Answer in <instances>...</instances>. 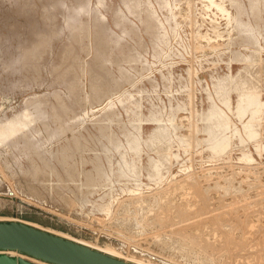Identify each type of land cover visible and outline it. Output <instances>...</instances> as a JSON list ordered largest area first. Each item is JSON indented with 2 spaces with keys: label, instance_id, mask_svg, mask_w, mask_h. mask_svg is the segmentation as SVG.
<instances>
[{
  "label": "rangeland",
  "instance_id": "rangeland-1",
  "mask_svg": "<svg viewBox=\"0 0 264 264\" xmlns=\"http://www.w3.org/2000/svg\"><path fill=\"white\" fill-rule=\"evenodd\" d=\"M248 2L0 0V220L137 264H264V108L253 139L235 112L264 103Z\"/></svg>",
  "mask_w": 264,
  "mask_h": 264
},
{
  "label": "water",
  "instance_id": "water-1",
  "mask_svg": "<svg viewBox=\"0 0 264 264\" xmlns=\"http://www.w3.org/2000/svg\"><path fill=\"white\" fill-rule=\"evenodd\" d=\"M0 251H17L51 264H133L20 222L0 221ZM22 260L17 259L21 264Z\"/></svg>",
  "mask_w": 264,
  "mask_h": 264
},
{
  "label": "bare ground",
  "instance_id": "bare-ground-1",
  "mask_svg": "<svg viewBox=\"0 0 264 264\" xmlns=\"http://www.w3.org/2000/svg\"><path fill=\"white\" fill-rule=\"evenodd\" d=\"M17 1V0H16ZM131 1V0H130ZM155 1V0H154ZM233 2L234 1H237V0H232ZM249 0H247V2H248ZM78 2V1H77ZM129 2V1H128ZM251 2H252V4H251V6L253 7V9H256V8H258V5H260V4H264V0H251ZM250 2V3H251ZM235 3H237V2H235ZM243 3V2H242ZM249 3V2H248ZM62 4H64V3H62ZM165 5V4H164ZM233 5V4H232ZM250 5V4H249ZM62 6V5H61ZM65 6V5H64ZM127 6H130V5H128L127 4ZM162 6V5H161ZM248 6V5H247ZM257 6V7H256ZM52 7V6H51ZM81 7V6H80ZM89 7V6H88ZM252 7H251V9H252ZM263 7V6H262ZM72 8H74V7H72ZM130 8V7H129ZM242 8V7H241ZM240 8V9H241ZM98 9V8H97ZM249 9V8H248ZM251 9H249V10H251ZM252 9V10H253ZM74 10V9H73ZM76 10L77 9H75V12H76ZM80 10V9H79ZM79 10H77L78 12H79ZM241 10H243V9H241ZM256 10H258L259 11V9H256ZM224 11V10H223ZM245 11H246V9H245ZM46 12V11H45ZM71 12V11H70ZM81 12V11H80ZM99 12V11H98ZM240 12V11H239ZM238 12V13H239ZM257 12V11H256ZM131 13V12H130ZM161 13V12H160ZM237 13V12H236ZM238 13H237V16H238V18H240L239 17V15H238ZM247 13V12H246ZM259 13V12H258ZM76 14H77V12H76ZM75 14V15H76ZM157 14V13H156ZM223 14V13H222ZM256 15H257V13H256ZM102 17V16H101ZM236 17V16H235ZM89 18V17H88ZM138 18V17H137ZM153 18V17H152ZM237 18V19H238ZM96 19H97V17H96ZM100 19V18H99ZM101 20H103V19H101ZM238 21H240V19H238ZM89 22V21H88ZM117 22V21H116ZM237 22V21H236ZM242 22V21H241ZM240 22V23H241ZM239 23V22H238ZM117 24V23H116ZM123 26V25H122ZM238 26V25H237ZM240 26H242V27H244V28H246L245 30H248V28H247V24H243L242 25V23L240 24ZM256 26H258V25H256ZM259 27V26H258ZM82 28V27H81ZM105 28V27H104ZM243 28V29H244ZM257 28V27H256ZM260 28V27H259ZM258 28V29H259ZM34 29V28H33ZM158 29V28H157ZM241 29V28H240ZM262 29H264L263 27H262ZM82 30V29H81ZM106 30V29H105ZM108 30H109V27H108ZM107 30V31H108ZM78 30H76V32H77ZM249 31H250V29H249ZM79 32H80V30H79ZM97 32V31H96ZM242 32V31H241ZM247 32V31H246ZM257 32H259V30L257 31ZM74 33H75V31H74ZM99 33V32H98ZM157 33V32H156ZM249 33V32H248ZM77 33H75L74 35H76ZM122 34V33H121ZM244 34V33H243ZM41 35V34H40ZM73 35V34H72ZM78 35V34H77ZM83 35V34H82ZM115 35V34H114ZM253 35V34H252ZM258 35V34H257ZM51 36V35H50ZM96 36V35H95ZM124 36V35H123ZM80 37V36H79ZM98 37V36H97ZM115 37V36H114ZM251 37V36H250ZM254 37V36H253ZM252 37V38H253ZM256 37V36H255ZM255 37H254V39H255ZM89 38V37H88ZM120 38V37H119ZM118 37L116 38V39H119ZM257 38V37H256ZM120 40V39H119ZM118 40V41H119ZM95 41V40H94ZM101 41V40H100ZM169 41V40H168ZM155 42V41H154ZM95 43V42H94ZM97 44V43H96ZM157 44V43H156ZM102 45V44H101ZM35 47V46H34ZM37 47V46H36ZM99 48V47H98ZM102 50H104V49H102ZM68 51V50H67ZM105 51V50H104ZM39 53V52H38ZM37 53V54H38ZM69 53V52H68ZM31 54V53H30ZM36 54V55H37ZM24 55V54H23ZM22 55V56H23ZM66 56V55H65ZM24 57V56H23ZM22 57V58H23ZM35 57H37V56H34V58ZM67 57V56H66ZM97 57V56H96ZM20 58V57H19ZM32 58V57H31ZM34 58H32V59H34ZM38 58V57H37ZM36 58V59H37ZM69 57H67V59H68ZM130 58V57H129ZM21 59V58H20ZM17 60V59H16ZM23 60V59H22ZM138 60V59H137ZM24 61H25V59H24ZM23 61V62H24ZM33 61V60H32ZM65 61H66V58H65ZM126 61V60H125ZM72 62V61H71ZM34 65V64H33ZM73 65V64H72ZM35 66V65H34ZM67 70V69H66ZM65 71V70H64ZM63 71V72H64ZM88 71V70H87ZM63 74V73H62ZM65 74V73H64ZM227 77V76H226ZM36 78V77H35ZM63 78V77H62ZM228 78V77H227ZM113 79V78H112ZM97 81V80H96ZM222 82V81H221ZM226 82V81H225ZM121 84V83H120ZM225 84V83H224ZM224 84H220V83H217L216 84V91H217V93H224V89L226 88V85H224ZM239 86V85H238ZM75 87V86H74ZM240 87V86H239ZM242 87H243V84H242ZM241 88V87H240ZM240 88H239V91L241 92V90H240ZM241 89H245V87H243V88H241ZM247 89H249L248 87H247ZM252 89V88H251ZM253 90H254V88H253ZM180 91V90H179ZM246 92V91H245ZM252 92V91H251ZM251 92H246V93H251ZM78 93V92H77ZM225 93H227V92H225ZM245 93V94H246ZM98 94V93H97ZM214 94V93H213ZM240 95L242 94V93H239ZM244 94V93H243ZM252 94V93H251ZM250 94V95H251ZM253 94H257L256 93V91H255V93H254V91H253ZM248 95V94H247ZM249 95V96H250ZM259 95V94H258ZM245 96V95H244ZM257 96V95H256ZM256 96H254L253 95V97H254V99H256ZM241 97H243V96H241ZM252 97V98H253ZM208 98V97H207ZM209 98H210V96H209ZM208 98V99H209ZM240 98V97H239ZM248 98V97H247ZM259 98H260V95H259ZM86 99V98H85ZM99 99V98H98ZM224 99H226V98H224ZM242 99V98H241ZM240 99V100H241ZM243 100H245V99H243ZM85 102V101H84ZM241 102V101H240ZM239 102V103H240ZM223 103H225L226 105H228L229 104V102L228 101H223ZM243 103H244V101H243ZM242 103V104H243ZM39 104V103H38ZM230 106V105H229ZM228 106V108H230ZM239 108H237V107H235L236 109H235V112H236V114L238 115V116H240V117H243V116H247L246 114H248L249 113V117H250V120L247 122V123H245L244 124V130H245V132H246V134H247V136H248V138L249 139H253V138H255L256 136H258L257 135V133H256V131H255V129H254V121L255 120H258L257 119V116L258 115H260V113L263 111L262 109L264 108V103H261V102H258V101H256V100H251V99H248L247 100V102H246V104L243 106V107H241V104H239ZM212 107L213 108H215L213 105H212ZM217 109V108H216ZM40 110V109H39ZM216 111V110H215ZM210 112V111H209ZM208 112V113H209ZM214 112V111H213ZM223 112H221V111H217V115L216 116H220V114H221V119H222V121L221 122H218L217 124H219L218 125V128L219 129H217L219 132L221 131L223 134L222 135H220L221 136V138L217 135V132L216 131H214V133H212V131L213 130H215V129H213L212 131H211V133L209 134L210 135V138H211V140L213 141V148L216 150V148L218 147V146H220V145H224V147H225V144L226 143H230V141H231V138H232V136L231 137H227V135H226V132H227V130H228V128H229V125H230V123H229V121H228V117L226 118V117H224L223 116V114H222ZM137 114V113H136ZM210 114H208V116H209ZM236 115V116H237ZM207 117V116H206ZM209 118H210V116H209ZM212 118V117H211ZM217 118V117H216ZM213 119V118H212ZM218 119V118H217ZM259 119H260V117H259ZM220 120V119H219ZM259 123V122H258ZM258 123H256V125L258 124ZM158 129H159V127H158ZM231 129V128H230ZM164 130V129H163ZM163 130H162V132L160 131V133L161 134H165L164 132H163ZM258 131V130H257ZM158 133H159V131H158ZM139 134V133H138ZM219 134V133H218ZM237 134V133H236ZM16 136V135H15ZM171 136V135H170ZM136 138V137H135ZM134 137L132 138L133 140L135 139ZM165 138V137H164ZM182 138V137H181ZM240 138V137H239ZM257 138V137H256ZM137 139V138H136ZM138 140V139H137ZM136 140V141H137ZM206 140H208L209 141V139H206ZM146 142V141H145ZM154 142V140L152 141V143ZM147 143V142H146ZM151 143V144H152ZM170 143V142H169ZM128 144H130L131 145V149L133 150V152L136 154V156L138 155V153L140 152V146H139V144L138 143H136L135 141H130V142H128ZM148 144V143H147ZM208 144V143H207ZM149 145V144H148ZM211 145V144H210ZM128 146V145H127ZM230 146V145H229ZM119 147H120V145H119ZM223 147V146H222ZM150 148V147H149ZM166 148V147H165ZM167 148H168V146H167ZM221 148V147H220ZM109 149V148H108ZM117 149H118V147H117ZM120 149V148H119ZM130 149V150H131ZM169 149V148H168ZM229 149V148H228ZM222 150V149H221ZM224 150V149H223ZM226 151V150H225ZM224 151V152H225ZM171 152V151H170ZM110 153H111V151H110ZM159 153V152H158ZM157 153V154H158ZM213 153H214V151H213ZM106 154V153H105ZM169 154V153H168ZM172 154V153H171ZM170 154V155H171ZM215 154H217V153H215ZM222 154H223V152H222ZM117 155V154H116ZM166 155V154H165ZM247 156V155H246ZM160 158V157H159ZM158 158V159H159ZM169 158V157H168ZM125 159V158H124ZM246 159H248L247 157H246ZM250 159V158H249ZM161 160V158L159 159V161ZM125 162H126V166H129V170H130V172L131 173H133V174H136L137 175V173H139V172H137V169L135 168V166H134V163L133 162H128L126 159H125ZM154 162H158V161H154ZM153 162V163H154ZM123 163V162H122ZM159 163V162H158ZM157 163V164H158ZM161 163V162H160ZM124 164V163H123ZM123 164H122V166H123ZM156 164V163H155ZM153 165L154 164H152V167H153ZM159 165V164H158ZM157 165V166H158ZM98 167H100V166H97L96 168H98ZM124 167V166H123ZM154 167H155V165H154ZM121 169H122V167H120ZM128 168V167H127ZM138 168V167H137ZM120 169V170H121ZM152 169V168H151ZM156 168H154V169H152V170H155ZM158 169V168H157ZM160 169V168H159ZM34 170V169H33ZM123 170V169H122ZM126 171H129L128 169H125ZM138 170H140V169H138ZM69 171V170H68ZM110 171V170H109ZM158 171V170H157ZM157 171H156V173H157ZM161 171V170H160ZM160 171H158V172H160ZM96 172H97V170H96ZM123 172V174H126L124 171H122ZM153 172V171H152ZM102 173V172H101ZM129 173V172H128ZM130 173V174H131ZM155 173V174H156ZM97 174H98V172H97ZM103 174V173H102ZM112 174V173H111ZM120 174H121V171H120ZM140 174V173H139ZM99 175V174H98ZM150 175V174H149ZM148 175V176H149ZM153 175H154V173H153ZM158 175H159V173L157 174V178L156 179H158ZM103 176V175H102ZM119 176V175H118ZM135 176V175H134ZM139 176V175H138ZM137 176V177H138ZM155 176V175H154ZM108 177V176H107ZM110 177V176H109ZM151 177V176H150ZM160 177V176H159ZM153 178V177H152ZM155 178V177H154ZM162 178V177H161ZM160 178V179H161ZM135 179V178H134ZM159 179V180H160ZM110 180V179H109ZM106 182V181H105ZM160 182V181H159ZM135 195V194H134ZM136 196V195H135ZM141 199V198H140ZM139 201V200H138ZM142 204V203H141ZM0 221H10V222H20V223H24V224H26V225H30V226H32V227H35V228H38V229H41V230H43V231H46V232H48V233H52V234H55V233H53V232H50V231H48V230H46V229H43V228H40V227H37V226H35V225H33V224H30V223H27V222H24V221H14V220H0ZM55 235H58V236H60V237H64V236H61V235H59V234H55ZM64 238H66V237H64ZM66 239H69V238H66ZM70 240H72V239H70ZM72 241H74V240H72ZM78 243H80V242H78ZM82 244V243H81ZM83 245H85V244H83ZM87 246V245H86ZM88 247H90V246H88ZM90 248H92V249H95V250H98V251H101V252H103V253H105V254H108V255H111V256H113V257H116V258H119V257H117V256H115V255H112V254H109V253H106V252H104V251H102V250H99V249H96V248H93V247H90ZM7 253H10L9 255H11V256H8V254ZM12 253H16V255H12ZM18 257H20V259L22 260V262H21V264H39V263H34V262H32V261H26V259H28L27 258V256H25V255H19L18 254V252L17 251H0V264H18L17 263V258ZM31 259H33V260H36V262L38 261V262H40V263H44V264H51V263H47V262H44V261H41V260H38V259H35V258H31ZM30 259V260H31ZM119 259H122V258H119ZM122 260H125V259H122ZM125 261H127V260H125ZM127 262H130V263H133V264H137V263H135V262H132V261H127Z\"/></svg>",
  "mask_w": 264,
  "mask_h": 264
}]
</instances>
